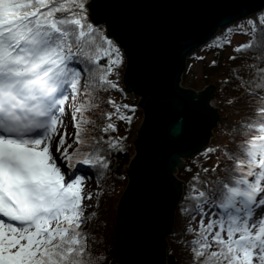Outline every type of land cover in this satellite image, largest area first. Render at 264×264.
Masks as SVG:
<instances>
[{
    "label": "snow or ice",
    "instance_id": "snow-or-ice-1",
    "mask_svg": "<svg viewBox=\"0 0 264 264\" xmlns=\"http://www.w3.org/2000/svg\"><path fill=\"white\" fill-rule=\"evenodd\" d=\"M129 7L123 0H0V264H109L106 249L94 250L96 240L84 230L98 218L103 191L86 188L89 173L103 178L112 154L125 152L127 137L114 135L115 121L130 127L134 115L126 113L136 112L109 96L111 111L97 113L98 94L143 87L134 51L150 23L125 22ZM198 7L227 33L247 37L218 45L232 49L222 83L242 93L230 106L253 98L264 116V6L203 0ZM122 68L127 88L120 87ZM248 123L246 116L238 126ZM183 131L180 119L171 134ZM258 131L238 133L231 147L204 148L201 155L219 154L225 163L200 167L187 185L175 180L174 166L162 171L137 207L144 234L153 223L163 227L178 204L180 235L193 237L184 245L185 264H264V124ZM141 133L130 165L137 175L150 162ZM117 207L114 230L126 201Z\"/></svg>",
    "mask_w": 264,
    "mask_h": 264
},
{
    "label": "water",
    "instance_id": "water-1",
    "mask_svg": "<svg viewBox=\"0 0 264 264\" xmlns=\"http://www.w3.org/2000/svg\"><path fill=\"white\" fill-rule=\"evenodd\" d=\"M123 2L130 6L123 15L125 22L133 25L143 21L150 23V27L138 35L134 51L143 87L141 91L135 88L126 91L140 98L138 105L143 111V122L135 141L142 131L141 136L149 142L150 162L139 175L135 163L131 172V162L126 169L128 184L119 200L126 201V208L114 230L115 257L126 261L155 259L167 264V238L173 232L178 204L171 205L172 210L167 213L163 227L153 223L146 235L137 207L146 191L160 181L162 171L174 166L175 180L184 184L176 176L177 169L183 166L184 159L201 152L213 136L221 119L219 108L212 106L216 86L210 84L197 91L181 86V83L187 57L222 28L198 7L203 0ZM250 3L254 7L264 6V0H250ZM128 79L125 69L124 88L128 87ZM160 97L167 98V102L161 103ZM180 119L184 124L183 134L174 136L171 129ZM135 141L134 157L137 154Z\"/></svg>",
    "mask_w": 264,
    "mask_h": 264
},
{
    "label": "trees",
    "instance_id": "trees-1",
    "mask_svg": "<svg viewBox=\"0 0 264 264\" xmlns=\"http://www.w3.org/2000/svg\"><path fill=\"white\" fill-rule=\"evenodd\" d=\"M223 32H225L224 29L218 30L217 34L212 39L187 57V67L182 77V84L192 89L199 88L202 90L205 86L210 84L216 86L215 98L221 119L213 130V136L205 148L229 144L230 140L234 138L239 139L238 133L258 135L260 134L258 131L259 126L264 124V116L259 114V101L253 98H245L230 106V101L242 95V93L234 91L233 86H224L222 83L223 79L228 75L229 68L233 66L232 61L229 60L232 50L228 53L224 50L225 47H218V45L225 44V41L221 38V33ZM199 52L212 53L213 57L210 60H206L205 58L201 60L203 65L202 76L200 78H194L192 70L194 64H196L200 58V56H198ZM213 60L217 62L216 66H212ZM124 71L125 69L123 68L120 70L121 88H124ZM98 96L99 107L96 110L97 113L101 110L111 111L110 106L106 103L109 96L118 104H128L136 108L134 114L130 112L126 113L128 115H134L130 127L126 122L115 121V118H113L118 129L114 135H123L127 137L125 152L112 154L110 171H108L103 178L98 180L96 175L89 173V177L96 185L99 184L98 191L102 189L103 194L99 198L101 207L97 209L98 218L88 227H85L84 230L89 232V235L96 240L93 249L100 251L106 249V254L109 257V264H115L114 215H116L118 202L128 184L126 169L129 168L130 162L135 155L134 141L138 129L143 122V111L138 105V96H131V94L126 91L118 92L113 90L108 93L100 92ZM246 116L249 119L248 125L244 127L238 126V122H241ZM99 122V117L97 116V123ZM229 147H231V144H229ZM202 151L191 158L185 159L183 166L177 169L176 176L183 181L184 185H187L189 177L200 167L210 168L217 160H219L221 164L225 163L223 157L219 156V154L209 157L201 155ZM183 224L184 220L180 215L178 206L173 228V232L177 235H169L167 238V264H185L188 258L184 245H187L193 237L191 235H180ZM89 229H91V231H89Z\"/></svg>",
    "mask_w": 264,
    "mask_h": 264
},
{
    "label": "rangeland",
    "instance_id": "rangeland-1",
    "mask_svg": "<svg viewBox=\"0 0 264 264\" xmlns=\"http://www.w3.org/2000/svg\"><path fill=\"white\" fill-rule=\"evenodd\" d=\"M246 31V29H245ZM234 32H235V29H234ZM221 38L225 41V44L228 40H231L233 45H235L237 42H242V41H245L247 39L246 36L244 35H239V34H233V33H227L226 31L223 32V34L221 33ZM224 50L226 52H230L232 49L231 48H227L225 47ZM198 56H200V58L198 59V62L196 64H194L193 66V70H192V73H193V76L194 78H200L202 76V71H203V65H202V58H205L206 60H210L212 59L213 57V54L212 53H203V52H199ZM184 87L186 88H189L188 86L186 85H183ZM194 90H200L199 88L198 89H194ZM134 96V95H133ZM98 187L97 185L95 184V182L92 181V179H88L87 180V188H86V191H98Z\"/></svg>",
    "mask_w": 264,
    "mask_h": 264
},
{
    "label": "bare ground",
    "instance_id": "bare-ground-1",
    "mask_svg": "<svg viewBox=\"0 0 264 264\" xmlns=\"http://www.w3.org/2000/svg\"><path fill=\"white\" fill-rule=\"evenodd\" d=\"M212 104H213L212 106H214V103H213V102H212ZM92 181H93V180H92ZM93 182H94V181H93ZM95 184H96V183H95Z\"/></svg>",
    "mask_w": 264,
    "mask_h": 264
}]
</instances>
